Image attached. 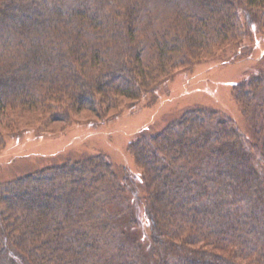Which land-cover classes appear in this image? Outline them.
Masks as SVG:
<instances>
[{
    "label": "trees",
    "instance_id": "trees-1",
    "mask_svg": "<svg viewBox=\"0 0 264 264\" xmlns=\"http://www.w3.org/2000/svg\"><path fill=\"white\" fill-rule=\"evenodd\" d=\"M255 32L264 34V0H0V148L83 111L105 118L218 54L248 59ZM257 71L231 89L250 137L193 105L128 145L136 177L95 154L0 183V264H264ZM133 197L146 251L136 218L117 215Z\"/></svg>",
    "mask_w": 264,
    "mask_h": 264
},
{
    "label": "rangeland",
    "instance_id": "rangeland-1",
    "mask_svg": "<svg viewBox=\"0 0 264 264\" xmlns=\"http://www.w3.org/2000/svg\"><path fill=\"white\" fill-rule=\"evenodd\" d=\"M246 43L252 48L250 58L235 61L229 52L200 61L190 68L179 69L154 94H148L133 104L124 100L118 107L110 109L105 118L83 111L70 122L54 123L48 130L37 131L31 126L20 134L6 136L5 144L0 148V183L95 154L107 155L117 173L126 171L136 177L139 174L127 151L128 145L143 129L151 134L157 133L193 105L222 112L248 135V122L233 99L231 89L248 75L264 68V62L260 63L264 54V34L255 32ZM229 57L231 59L227 60ZM126 203L117 212L118 218L126 219V222L129 215L136 218L134 221H138L143 236L140 243L146 251L144 236L148 234V227L144 211L135 197L131 198L128 209ZM108 210L113 212L115 206L109 205ZM137 225L129 227V231H137ZM143 251L139 253L141 256H144Z\"/></svg>",
    "mask_w": 264,
    "mask_h": 264
}]
</instances>
